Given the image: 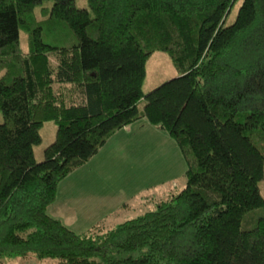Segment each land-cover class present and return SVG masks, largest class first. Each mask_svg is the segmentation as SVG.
I'll return each instance as SVG.
<instances>
[{
  "label": "trees",
  "instance_id": "1",
  "mask_svg": "<svg viewBox=\"0 0 264 264\" xmlns=\"http://www.w3.org/2000/svg\"><path fill=\"white\" fill-rule=\"evenodd\" d=\"M40 1L0 0V258L264 264V0H241L228 24L234 0H52L69 45L42 41L25 17ZM156 48L178 74L142 93ZM141 117L176 142L184 186L107 229L75 232L51 216L59 180ZM47 119L54 137L35 160Z\"/></svg>",
  "mask_w": 264,
  "mask_h": 264
},
{
  "label": "rangeland",
  "instance_id": "2",
  "mask_svg": "<svg viewBox=\"0 0 264 264\" xmlns=\"http://www.w3.org/2000/svg\"><path fill=\"white\" fill-rule=\"evenodd\" d=\"M51 1L35 3L25 17L40 25L42 41L69 45L75 41V36L63 20L49 18ZM240 1H233L224 24L233 20ZM74 4L88 8L87 0H74ZM18 42L22 51L28 50L27 33L23 28L18 29ZM177 74L167 52L153 49L144 61L142 93ZM142 103L143 97L137 101V107L141 108ZM55 128L52 119L40 124V141L31 146L35 160L42 158V150L52 141ZM184 169L185 162L174 139L165 130L142 117L138 118L128 127L115 130L81 167L72 169L59 180L55 205L61 207L57 217L75 232L89 230L99 219L104 229L110 228L152 209L156 200L182 188L185 184ZM257 185L264 199V161ZM81 194L92 197L86 207L73 205ZM90 208L94 211L84 214ZM46 211L54 215L49 208ZM0 264H55V260L28 253L25 256H3Z\"/></svg>",
  "mask_w": 264,
  "mask_h": 264
},
{
  "label": "crops",
  "instance_id": "3",
  "mask_svg": "<svg viewBox=\"0 0 264 264\" xmlns=\"http://www.w3.org/2000/svg\"><path fill=\"white\" fill-rule=\"evenodd\" d=\"M142 118H143V117H142ZM136 120H137V119H136ZM134 121H135V120H134ZM134 121H132V122L126 124V125H123L122 127L118 128V129H116V130L123 129L124 127H128V125H131L132 123H134ZM113 132H114V131H113ZM113 132H112V133H113ZM112 133H111V134H112ZM111 134H110V135H111ZM110 135H109V136H110ZM106 139H107V138H106ZM106 139H105V140H106ZM104 142H105V141H104ZM104 142H103V143H104ZM97 151H98V150H97ZM97 151H96V152H97ZM96 152H95V153H96ZM95 153H94V154H95ZM92 155H93V154H92ZM92 155H91L90 157H92ZM90 157H89V158H90ZM89 158H88V159H89ZM88 159H87V160H88ZM87 160H86V161H87ZM82 164H84V163H82ZM82 164H81V165H82ZM81 165H79L78 167H81ZM76 168H77V167H76ZM74 169H75V168H74ZM58 183H59V182H58ZM57 187H58V184H57ZM57 187H56V192H55V198H54L53 202H51V203L47 206V210H48V208H49L50 211H52L54 215H51L50 213H49V214H50L51 216H55V218H58V219L60 220V218L57 217V214H56V213H58V210H59V212H60V209H59V208H60L61 206L58 207V205H57V206L55 205V204L57 203V202H56V200H57ZM91 198H92V197H90V196L87 195V194H84V195L81 194V195L76 199V201H74L75 204H73V205H76V206H78V205H82V206L86 207L85 205H86L88 202L91 201ZM95 200H97V199H95ZM92 201H93V200H92ZM92 211H94V210H92V208H90V209H88L86 212H84V214H90ZM60 214H62V213H60ZM97 224H98V225L101 224V220H100V219L98 220V223H96V224H94V225H97ZM101 226H102V225H101Z\"/></svg>",
  "mask_w": 264,
  "mask_h": 264
}]
</instances>
